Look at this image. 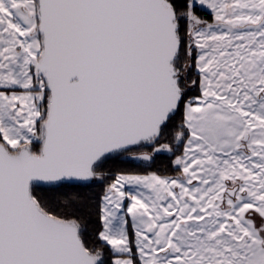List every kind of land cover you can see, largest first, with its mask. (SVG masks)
I'll return each instance as SVG.
<instances>
[{
  "label": "snow or ice",
  "instance_id": "snow-or-ice-1",
  "mask_svg": "<svg viewBox=\"0 0 264 264\" xmlns=\"http://www.w3.org/2000/svg\"><path fill=\"white\" fill-rule=\"evenodd\" d=\"M0 264H264V0H0Z\"/></svg>",
  "mask_w": 264,
  "mask_h": 264
},
{
  "label": "trees",
  "instance_id": "trees-1",
  "mask_svg": "<svg viewBox=\"0 0 264 264\" xmlns=\"http://www.w3.org/2000/svg\"><path fill=\"white\" fill-rule=\"evenodd\" d=\"M177 5L184 3V0H176ZM199 13L202 14L204 19L209 20L210 11L205 8H200ZM195 72V69L192 70ZM196 77L190 76L189 79H195ZM198 95V89L193 88L189 92V96ZM183 119V110L177 115L175 124L179 126ZM104 171L111 174V176L101 181H93L87 184L77 185L72 189H64L57 192L45 191L42 193L44 197L50 200L56 206H62L65 200L72 201L71 211L75 213L80 219L82 230L86 234L89 245H95L99 247L96 233L99 228L98 221V205L100 198L106 185L111 182V178L118 172H157L161 175H175L174 168L171 165L169 156H161L155 161V163L149 167L135 166L131 161L124 160L121 157H113L106 161Z\"/></svg>",
  "mask_w": 264,
  "mask_h": 264
},
{
  "label": "flooded vegetation",
  "instance_id": "flooded-vegetation-1",
  "mask_svg": "<svg viewBox=\"0 0 264 264\" xmlns=\"http://www.w3.org/2000/svg\"><path fill=\"white\" fill-rule=\"evenodd\" d=\"M178 152H179V153L182 152V146L179 147ZM179 153H178V154H179ZM164 155H165V156H169L167 153L159 154V155H157L152 161H149V162L133 161V160H130V159L125 158V156H124V157H121V158L124 159V160L131 161V162L133 163V165H135V166L149 167V166L153 165L157 159H159L161 156H164ZM159 156H160V157H159ZM169 157H170V156H169ZM170 160H171V157H170ZM140 173H143V172H140ZM167 176H174V175H167ZM106 186H107V185H106Z\"/></svg>",
  "mask_w": 264,
  "mask_h": 264
},
{
  "label": "rangeland",
  "instance_id": "rangeland-1",
  "mask_svg": "<svg viewBox=\"0 0 264 264\" xmlns=\"http://www.w3.org/2000/svg\"><path fill=\"white\" fill-rule=\"evenodd\" d=\"M179 152H177V154H178ZM160 157V156H159ZM174 157H171V159H173ZM150 172H152V171H150ZM124 173H135V174H147V173H149V172H143V173H140V172H124ZM110 183V182H109ZM104 195V191H103V193H102V195H101V197Z\"/></svg>",
  "mask_w": 264,
  "mask_h": 264
},
{
  "label": "crops",
  "instance_id": "crops-1",
  "mask_svg": "<svg viewBox=\"0 0 264 264\" xmlns=\"http://www.w3.org/2000/svg\"><path fill=\"white\" fill-rule=\"evenodd\" d=\"M206 9V8H205ZM208 10V9H207ZM210 11V10H209ZM196 96V95H195ZM192 97H194V96H192ZM183 150V149H182Z\"/></svg>",
  "mask_w": 264,
  "mask_h": 264
},
{
  "label": "water",
  "instance_id": "water-1",
  "mask_svg": "<svg viewBox=\"0 0 264 264\" xmlns=\"http://www.w3.org/2000/svg\"><path fill=\"white\" fill-rule=\"evenodd\" d=\"M125 158H127V156H125ZM128 159V158H127Z\"/></svg>",
  "mask_w": 264,
  "mask_h": 264
}]
</instances>
